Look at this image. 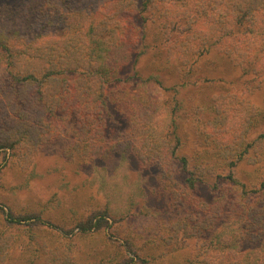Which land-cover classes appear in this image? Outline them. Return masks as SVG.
<instances>
[{
	"label": "rangeland",
	"instance_id": "374dc122",
	"mask_svg": "<svg viewBox=\"0 0 264 264\" xmlns=\"http://www.w3.org/2000/svg\"><path fill=\"white\" fill-rule=\"evenodd\" d=\"M183 1L154 0L141 6L144 0H0V264H217L218 259L233 264L238 256L239 264L255 260V242L243 239L239 250L246 253L235 257L217 254L213 244L223 237L221 230L226 244H232L233 236L247 237L240 228L254 229L251 217L257 207V219L264 224V192L253 201L244 193L257 188L262 171L245 160L232 168L216 158L214 142L229 149L232 159L262 132L244 135L250 110L245 99L264 106V72L256 76L244 67L219 66L205 76L200 60L190 64L182 55L181 66L167 62L172 50L176 57L186 51L183 41L173 38L183 36L187 26L180 23L164 31L159 23L186 12ZM196 4L188 9L198 20ZM87 5L96 12L89 16L95 22L108 18L105 11L114 16L103 20L111 37L101 43L95 67L101 80L107 78L102 133L82 126L74 111L58 110L54 97L61 84L53 79L40 88L44 105L33 117L19 113L9 100L12 90L24 96L33 86L17 85L10 76L23 75L17 72L22 60L16 71H9L7 63L25 54L61 57L65 50L59 46L69 43L63 45L62 38L77 42L84 37L88 42L93 19L83 13ZM140 14L146 18L142 30ZM192 29L191 57L200 33L214 32L197 22ZM139 34L144 38H137ZM221 52L216 49L211 57ZM255 62L264 71V59ZM149 75H157L161 86L145 81ZM94 132L100 140L92 145ZM174 136L180 144L172 155ZM13 143L18 145L11 147ZM181 158H186V167ZM6 213L43 222L8 224ZM89 220L99 228L81 232Z\"/></svg>",
	"mask_w": 264,
	"mask_h": 264
},
{
	"label": "trees",
	"instance_id": "16d2710c",
	"mask_svg": "<svg viewBox=\"0 0 264 264\" xmlns=\"http://www.w3.org/2000/svg\"><path fill=\"white\" fill-rule=\"evenodd\" d=\"M104 1L111 2L113 0ZM144 1L145 2H143L141 6H148L150 3L154 2V0ZM160 1L168 2L178 0H158V2ZM193 1L194 3H197L198 15H196V17L199 18L198 20L194 19V16H192L193 14H190V10L188 9ZM181 5L184 9H187L186 12L183 11L181 14L175 16L171 22L163 21L159 23L160 28L164 31L176 29L180 23L187 26L184 27L186 29L183 30V36L178 35V38L172 37L174 42L179 40L183 41V49L186 51L184 53H179L176 57L177 53H174L172 50L169 52L170 56H168L167 62H175V66H181L182 64H179V59L182 55L186 57L185 62H191L190 64L200 60L202 63L201 73L205 76L211 73L209 72V69L219 66H223V69H234L235 66H239L247 68V70L251 71V73H254L256 76L263 74V69L256 68L255 58H259V60L264 59V0H184ZM181 5L179 6L182 8ZM70 9L73 12L76 10V8ZM141 11L142 9L139 12ZM85 12L88 17L96 13L94 10H89V5H87L86 10L83 13ZM75 13L76 16H78L76 11ZM104 13L108 18L106 19V16H103V18H100L101 21L98 22H95V19L89 17L91 20L93 19L98 28L95 27L93 21L89 22L90 24L86 36L92 32V37L88 39V42L87 38L84 37L79 38L82 40L75 39L77 42L71 38H66L65 40L62 38L61 42L63 45L69 42L67 46H59L63 51L65 50L63 56L58 57L51 53H42L39 56L32 57L31 55L28 56L25 54L23 57H18L17 61H10L7 63L9 71H13L16 69L17 62L22 60L23 68H19L17 72L22 73L23 75L16 76L10 74V76L12 77L13 82L17 85L33 86V89L24 96L18 93L19 91L17 88V90H12L9 100L13 102L17 109H19V113L26 112L33 117L35 112L37 113L38 110L43 108L44 104L40 101V88L44 85L46 80L53 79L56 81L57 85L61 84L60 88L56 90V95L54 97L55 102L58 103L57 106H59L58 110L74 111L75 114L80 117L82 126L88 125L90 130L96 127L97 131L102 133L100 112L106 109L108 105V100L105 96L107 78L105 77L104 80H101L99 75L100 72L98 68L95 67L99 66L98 61L101 43H105L110 40L109 38L111 37V33L107 31V23H103V20L112 21L114 18V16L108 15L109 12L107 13L105 11ZM139 16L142 21L140 26L142 30L146 18L141 14ZM82 17L86 16L82 15ZM196 22L205 27L211 26V29H213L214 32L210 35L208 33H200V43L197 45L196 49L193 50L194 54H192L191 57V50L188 45V37L190 35H188V33L193 30L192 27L195 26ZM170 26L173 27V29H169ZM214 26L216 27L214 28ZM179 33H181V30H179ZM121 35L122 33L119 34V36ZM140 35L141 34L137 35V38H144L143 34ZM170 37L171 36H168L167 39ZM83 39L86 42H84ZM256 40L257 43L255 44L254 41ZM85 45L87 46V51L83 53L82 49ZM2 49L4 48L2 47ZM107 49H110V46H107ZM183 49L181 51H183ZM216 49L219 51L222 50V52L215 58L211 57L212 54L216 52ZM253 51H256V53L252 55ZM248 58L252 59L247 61L246 59ZM133 63H135V61H133L132 64ZM205 63H207V66L203 65ZM191 67L192 65L189 66L188 70H191ZM186 73H189V71ZM135 76L137 79H140V76H138L137 73ZM145 81H152L156 86H161V82L158 80L157 75H149L145 78ZM261 86L264 98V85L262 84ZM163 89L166 90L167 88ZM51 96L53 97V95ZM39 101L41 102V106H39ZM245 101H247V105H250V110L248 112V122L245 124L246 130L244 135L252 134V132L258 130H261L262 132L257 135L258 137H256V139L245 143L242 150L238 153V156L236 155V157L234 156L232 159L228 157L227 153L229 149L225 146L222 144L220 145L218 142H214V146H216V158L228 162L232 168H235L245 160L249 166L261 169L262 176L257 188L244 192L250 194V200L253 201L260 198L261 194L264 192V106L258 108V106H254L250 103L249 100L245 99ZM217 109H219V107H217ZM173 111L174 110H172V112ZM47 116L48 117H45V120L50 118L49 116L51 115ZM29 119L30 118H28V120ZM171 122L174 124L173 119ZM90 130L88 131V134L92 133ZM95 132L91 135L92 139L90 142L93 143L92 145L99 143L100 140L99 134H95ZM79 137L81 142L85 141V143H87L88 140L85 136ZM46 138L50 139L52 136H47ZM174 138L176 145L171 152L172 155L173 153L175 154V149L177 145L180 144V139L177 136H174ZM103 139H105L104 136ZM17 143H13L10 146L13 147L14 144ZM39 147L41 148V146L34 145L35 149H38ZM250 149L252 154H250ZM180 162L183 167H186V158H181ZM188 174L191 176L193 175L192 171H189ZM230 177H232V175L229 176V179H231L234 185H237L238 182H236L233 177ZM239 185L242 188L246 187L245 184L242 183ZM1 208L2 207L0 206V209ZM259 208L260 207H257L253 210L254 215L251 217L253 219L252 225L254 226V229L250 227V230L248 231V228H240V230L243 231L242 233H245L247 237L233 236L231 238L232 244H226L223 242L226 233H224V230L220 231L221 234L219 235H223V237L218 236L217 245L213 244L217 254L225 257H230L231 254H233L232 257H235L236 254L243 255L246 252L242 253L239 249H241L240 246L243 242L242 240L246 239L248 242H255L257 247L251 250L255 260L246 261L244 264H264V224L257 219ZM100 218L104 219L103 216ZM4 219L8 224L16 225L27 224L30 222H43L39 217L17 218L8 213L5 214ZM97 228H99V226L92 220H89L87 226H80L79 230L86 233ZM208 249L210 250L209 246ZM233 259V264H239V256ZM218 260L219 262L217 264H223L221 259Z\"/></svg>",
	"mask_w": 264,
	"mask_h": 264
}]
</instances>
